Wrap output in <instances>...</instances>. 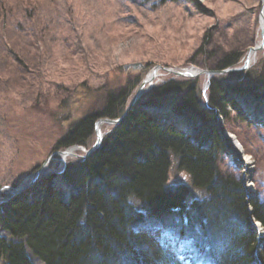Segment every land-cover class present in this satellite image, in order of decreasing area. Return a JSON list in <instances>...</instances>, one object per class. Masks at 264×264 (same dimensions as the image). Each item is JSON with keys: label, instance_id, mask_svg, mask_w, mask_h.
Masks as SVG:
<instances>
[{"label": "trees", "instance_id": "1", "mask_svg": "<svg viewBox=\"0 0 264 264\" xmlns=\"http://www.w3.org/2000/svg\"><path fill=\"white\" fill-rule=\"evenodd\" d=\"M36 1L0 0V60L22 73L37 60L25 32ZM243 57L228 54L214 70L239 66ZM140 82L75 121L56 150L90 147L96 122L121 117ZM195 86L172 80L154 87L87 159H68L61 173L51 169L0 204V261L40 264L31 252L44 264H264V199L249 206L240 177L220 170L226 150L218 128V116L231 111L248 126L264 127V67L214 77L210 108ZM173 157L191 184L169 185ZM196 189L204 196L194 198Z\"/></svg>", "mask_w": 264, "mask_h": 264}, {"label": "rangeland", "instance_id": "2", "mask_svg": "<svg viewBox=\"0 0 264 264\" xmlns=\"http://www.w3.org/2000/svg\"><path fill=\"white\" fill-rule=\"evenodd\" d=\"M262 5V0H37L25 31L37 54L36 64L25 65L22 73L12 62L0 60V189L26 185L37 165L61 151L56 150L57 143L75 121L103 107L110 93L130 81L142 82L155 67L214 70L224 56L235 52L244 54L241 66L249 48L262 39ZM256 56L247 71L259 74L264 51ZM136 62L145 67L124 69ZM158 73L156 86L175 77L163 69ZM174 80L194 81L201 103H207L209 89L206 97L202 93L205 74ZM219 117L224 130L238 138L250 157L254 193L264 199V127L248 126L232 111L227 119ZM112 128L104 123L103 134ZM94 142L95 137L91 146ZM90 147L80 146L75 152L82 156ZM235 158L227 150L219 168L225 175L242 177L234 168ZM178 164L173 157L169 184H191L190 175ZM60 167L55 159L48 165ZM192 193L194 198L204 196L197 189ZM9 196L3 190L0 200ZM30 254L35 263L44 264Z\"/></svg>", "mask_w": 264, "mask_h": 264}, {"label": "water", "instance_id": "3", "mask_svg": "<svg viewBox=\"0 0 264 264\" xmlns=\"http://www.w3.org/2000/svg\"><path fill=\"white\" fill-rule=\"evenodd\" d=\"M262 2H263V5H262L261 13H260L262 39L260 42H258V44L249 48V50L246 53L244 63L241 66L234 67V68H227V69H223V70H201V69L195 68L193 66H190V68H185V69H173V68L157 66L151 71L153 77H156V75L158 74V71L160 69H163L167 73L173 74L175 77H181V78H188V77L189 78H195V77H198L202 74H205L207 77V82L204 85L203 93L206 96L207 89L209 88L210 81L213 77L221 76V75H225V74H229V73L230 74L242 73V72H245L248 69H250V67H251V62L249 61L250 53L254 52L255 55H257L258 52L264 51V9H263L264 8V0H262ZM144 67H145L144 64H142L140 62H136V63L126 64L124 66V69L126 71L130 70V69L131 70H140V69H143ZM191 69H195L196 73H193L191 71ZM147 84H148V76L142 81V83L140 84L139 88L137 89L131 103L129 104L128 108L126 109V111L124 112V114L120 118L114 119V120H111L109 118H103V119H100L96 122V125H95V129L97 132L96 141L91 148H89L88 150L87 149L85 150L84 155L80 156L76 152H73L72 150H70V148L66 149L65 151H55L49 156V158L46 159V161L42 164V166L35 173L32 174L30 181L26 185H22L19 187L4 186L0 189V193L3 190L9 191L10 197L8 200H12L15 197L26 192L28 189H30L37 182V180L41 176H43L45 174H49L51 172V169L48 168V165L54 159L59 160L61 162V169L59 171H57L58 173H61L65 169L66 162H67L68 158L80 157V159H87L94 151H96L100 147L101 142L103 140L104 134L102 135L101 130L99 128V124L108 123V124H111L112 126H117L122 121H124L126 119V117L133 111L138 100L154 86L153 84H150V85H147ZM219 123L222 124L221 120H219ZM223 134L224 133H222V136H223ZM73 148H75V146ZM71 149H72V147H71ZM226 150L233 153V149L226 148ZM54 156H59V159L54 158ZM235 161L238 164H242V162L240 161V159L238 157H236ZM255 197H256L255 195H250V194L248 195L249 199H254ZM0 203H3V201H0Z\"/></svg>", "mask_w": 264, "mask_h": 264}, {"label": "bare ground", "instance_id": "4", "mask_svg": "<svg viewBox=\"0 0 264 264\" xmlns=\"http://www.w3.org/2000/svg\"><path fill=\"white\" fill-rule=\"evenodd\" d=\"M256 57L257 56L255 55L254 52L250 53L249 61L251 62V64L256 60ZM191 71L193 73H196L195 69H191ZM158 76H159V74H157L156 77H153L152 72H150V74L148 75V84L147 85L153 84L155 86V84L157 83L156 80H157ZM172 79L173 78H171L170 80H172ZM100 119H103V118H100ZM111 120H114V119H111ZM103 124L104 123L99 124V128L101 130L102 135H103V129H102L103 128ZM218 128L220 130V140L224 144L225 150H226V148L233 149V153L242 162V164H239V165H243L244 166L243 169L240 171V172H242V177L243 178L240 176V179H241V182L243 183V185L245 187L246 194H247V202L249 203V206H250V202H252L255 199V198L254 199H249L248 198L249 194L250 195H254L255 194L254 193L255 192L254 191V183H253L252 175H251V172H252V166H251L252 161L250 160V157L246 155L243 145L239 142L238 138L233 133L226 132L224 130V128H223V125L220 124V123H218ZM222 133H224L223 136H222ZM96 137H97V132H95V141H96ZM103 141H104V137H103V140L101 142V145L103 144ZM79 147H80L79 145H75V148L72 147V149L70 148V150L75 152L76 150L79 149ZM63 151H65V150H63ZM57 157H59V156H57ZM172 162H173V158H172L171 166H170V169H169V174H168L169 176H170V172H171ZM169 185L172 186L171 184H169ZM250 211H251V207H250ZM255 226L257 227V229H261L259 222H255ZM258 246L259 245H257V247Z\"/></svg>", "mask_w": 264, "mask_h": 264}]
</instances>
